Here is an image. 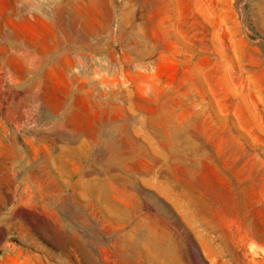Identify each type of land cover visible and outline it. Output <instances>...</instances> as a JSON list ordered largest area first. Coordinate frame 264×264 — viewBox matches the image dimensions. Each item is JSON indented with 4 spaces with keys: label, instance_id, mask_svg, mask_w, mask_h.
I'll return each mask as SVG.
<instances>
[{
    "label": "rangeland",
    "instance_id": "rangeland-1",
    "mask_svg": "<svg viewBox=\"0 0 264 264\" xmlns=\"http://www.w3.org/2000/svg\"><path fill=\"white\" fill-rule=\"evenodd\" d=\"M0 264H264V0H0Z\"/></svg>",
    "mask_w": 264,
    "mask_h": 264
},
{
    "label": "bare ground",
    "instance_id": "bare-ground-1",
    "mask_svg": "<svg viewBox=\"0 0 264 264\" xmlns=\"http://www.w3.org/2000/svg\"><path fill=\"white\" fill-rule=\"evenodd\" d=\"M62 14H63V13H61V15H62ZM74 15H75V14H74ZM77 16L79 17V15H77ZM61 17H62V16H61ZM78 17H77V18H78ZM80 19H81V18H80Z\"/></svg>",
    "mask_w": 264,
    "mask_h": 264
}]
</instances>
